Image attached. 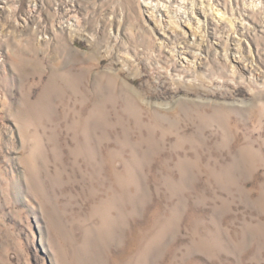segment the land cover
<instances>
[{"label": "rangeland", "instance_id": "374dc122", "mask_svg": "<svg viewBox=\"0 0 264 264\" xmlns=\"http://www.w3.org/2000/svg\"><path fill=\"white\" fill-rule=\"evenodd\" d=\"M0 264H264V0H0Z\"/></svg>", "mask_w": 264, "mask_h": 264}, {"label": "bare ground", "instance_id": "6f19581e", "mask_svg": "<svg viewBox=\"0 0 264 264\" xmlns=\"http://www.w3.org/2000/svg\"><path fill=\"white\" fill-rule=\"evenodd\" d=\"M237 62H238V63H241V62H240V60H238ZM241 68H242V69H244V70H246V69H247V67H245V66H242V65H241Z\"/></svg>", "mask_w": 264, "mask_h": 264}]
</instances>
